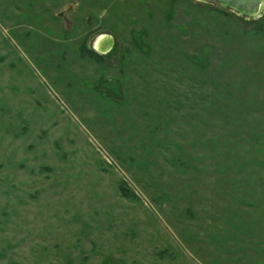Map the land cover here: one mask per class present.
Wrapping results in <instances>:
<instances>
[{
  "label": "rangeland",
  "instance_id": "rangeland-1",
  "mask_svg": "<svg viewBox=\"0 0 264 264\" xmlns=\"http://www.w3.org/2000/svg\"><path fill=\"white\" fill-rule=\"evenodd\" d=\"M243 18L0 0V264H264V14Z\"/></svg>",
  "mask_w": 264,
  "mask_h": 264
},
{
  "label": "water",
  "instance_id": "water-1",
  "mask_svg": "<svg viewBox=\"0 0 264 264\" xmlns=\"http://www.w3.org/2000/svg\"><path fill=\"white\" fill-rule=\"evenodd\" d=\"M198 1L217 3L222 8L229 9L234 14L244 17L246 20H255L264 14V0H198ZM95 41L93 44V48L95 52L100 55L107 54L100 52L97 47L95 48Z\"/></svg>",
  "mask_w": 264,
  "mask_h": 264
},
{
  "label": "trees",
  "instance_id": "trees-1",
  "mask_svg": "<svg viewBox=\"0 0 264 264\" xmlns=\"http://www.w3.org/2000/svg\"><path fill=\"white\" fill-rule=\"evenodd\" d=\"M223 15H225V16H230L231 14L229 13V12H227V11H223V10H221L220 11ZM244 19V18H243ZM244 21H247V20H245L244 19ZM259 28H258V31H259V34H264V24H261V26H258ZM134 36H135V40H136V42H137V44H138V46L142 49V51H143V53H145L146 54V52H148L149 50H147V46H145L144 45V43L140 40V35L138 34V33H134ZM145 48H146V50H145ZM82 51L84 52V53H91V54H94L96 57H98V58H100V59H103L102 58V56L100 55V54H98V53H96L95 51H93L92 49H90L89 50V48L85 45V43H83L82 44ZM115 84H113V85H108V84H106L104 87H106L109 91H111L113 94H115V96H119V97H121L122 95H121V92H120V90H118V88H117V82L115 81L114 82ZM119 192H120V194L123 196V197H125V198H137L136 197V195L132 192V191H130V189L127 187V185L124 183V182H122L121 184H120V187H119Z\"/></svg>",
  "mask_w": 264,
  "mask_h": 264
},
{
  "label": "bare ground",
  "instance_id": "bare-ground-1",
  "mask_svg": "<svg viewBox=\"0 0 264 264\" xmlns=\"http://www.w3.org/2000/svg\"><path fill=\"white\" fill-rule=\"evenodd\" d=\"M96 41H95V45L97 44H99V42H107V50L106 51H103L102 53H110L111 51H110V49H111V47H112V45H113V39L111 38V37H109V36H107V35H100L97 39H95ZM96 48V47H95Z\"/></svg>",
  "mask_w": 264,
  "mask_h": 264
},
{
  "label": "flooded vegetation",
  "instance_id": "flooded-vegetation-1",
  "mask_svg": "<svg viewBox=\"0 0 264 264\" xmlns=\"http://www.w3.org/2000/svg\"><path fill=\"white\" fill-rule=\"evenodd\" d=\"M106 46H107V42L104 43L102 41L99 42L98 45L97 44L95 45V47H97L100 52L106 51L107 50V47Z\"/></svg>",
  "mask_w": 264,
  "mask_h": 264
}]
</instances>
